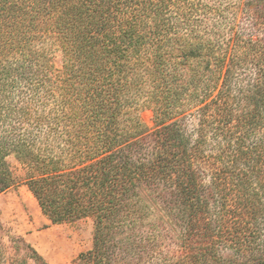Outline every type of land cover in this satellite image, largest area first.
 Returning a JSON list of instances; mask_svg holds the SVG:
<instances>
[{
	"label": "trees",
	"instance_id": "1",
	"mask_svg": "<svg viewBox=\"0 0 264 264\" xmlns=\"http://www.w3.org/2000/svg\"><path fill=\"white\" fill-rule=\"evenodd\" d=\"M10 156L73 264H264V0H0Z\"/></svg>",
	"mask_w": 264,
	"mask_h": 264
},
{
	"label": "rangeland",
	"instance_id": "2",
	"mask_svg": "<svg viewBox=\"0 0 264 264\" xmlns=\"http://www.w3.org/2000/svg\"><path fill=\"white\" fill-rule=\"evenodd\" d=\"M241 27L247 35V22L242 20ZM60 64L61 58L57 54L54 65L59 67ZM139 117L147 129H153L151 110H143ZM193 127L194 123H186L187 130ZM7 162L17 181L0 193V264H41L33 258L31 250L45 264H73L77 255L92 247V221L81 219L52 225L41 214L36 200L24 185L25 170L11 156ZM208 174H203L204 185L208 181ZM227 244V241L218 243L221 249Z\"/></svg>",
	"mask_w": 264,
	"mask_h": 264
}]
</instances>
